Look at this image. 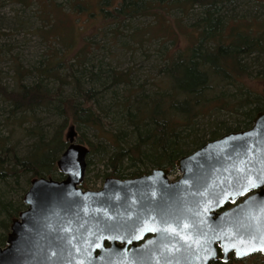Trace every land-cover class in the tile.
<instances>
[{
  "label": "trees",
  "instance_id": "16d2710c",
  "mask_svg": "<svg viewBox=\"0 0 264 264\" xmlns=\"http://www.w3.org/2000/svg\"><path fill=\"white\" fill-rule=\"evenodd\" d=\"M240 3L239 0H136L130 4L126 0L115 12L119 27L128 17L148 15L162 29L165 25L169 30L179 25L191 37L190 46L167 51V64L159 69L161 76L148 83L149 87L145 83L136 85L129 70L112 66L104 71L95 70L94 66L84 64L81 59L87 57L91 48L87 43L68 55L61 45L56 53L51 51L47 61L30 70L14 56L12 87L4 82L5 74L0 69V97L9 104L8 116L0 122V185L12 187V181L20 187L24 178L31 182L41 176L63 179L57 161L69 145L65 131L75 125L96 129L102 136L100 139H106L92 143L83 135L78 136L77 141L90 149L88 166L92 164L89 160L92 155L107 152L104 163L108 171L104 177L122 179L148 174L158 167L176 173L180 157L222 136V130L226 134L250 128L256 115L264 111V89L254 90L245 82L251 76L252 66L257 65V77L264 83V15L254 19L237 12L232 14ZM175 10L181 11L182 17L173 21L169 17L173 22L170 25L164 12L171 16L170 12ZM190 16L195 21L187 26L184 21ZM142 36L140 42L144 43ZM132 38L135 39L133 34ZM63 68L67 71L62 73ZM30 73L36 75L32 83L25 80ZM163 83L167 86H162ZM68 86L72 88L71 95L64 93ZM230 87L235 91L231 93ZM109 95L112 104L106 105L104 99ZM40 109L63 119L51 137L43 129L25 125ZM114 109L119 115L115 125L120 128L106 135L104 117ZM218 113L241 116L243 120L227 129L216 127L209 139L201 140L191 128L199 118ZM26 137L35 141L22 154L20 143ZM82 187H88L85 180ZM25 208L22 198L18 202L10 200L0 187V215L4 216L0 225L5 230L0 234L2 246L6 245L13 219ZM254 256H259L258 264H264L262 254L242 259L233 256L228 262L219 259L210 264H252Z\"/></svg>",
  "mask_w": 264,
  "mask_h": 264
},
{
  "label": "water",
  "instance_id": "95a60500",
  "mask_svg": "<svg viewBox=\"0 0 264 264\" xmlns=\"http://www.w3.org/2000/svg\"><path fill=\"white\" fill-rule=\"evenodd\" d=\"M67 140L57 161L64 178L31 180L0 264H210L231 253L264 255H236L264 247V111L250 128L180 157L175 180L158 167L84 189L90 149L74 130Z\"/></svg>",
  "mask_w": 264,
  "mask_h": 264
},
{
  "label": "rangeland",
  "instance_id": "374dc122",
  "mask_svg": "<svg viewBox=\"0 0 264 264\" xmlns=\"http://www.w3.org/2000/svg\"><path fill=\"white\" fill-rule=\"evenodd\" d=\"M108 1V3L111 2V0ZM239 1H241L240 5L233 9L232 14L237 12L240 15H248L247 17L251 16L254 19L264 15V0ZM97 2L99 0H0V69L5 74L4 82L10 87L13 86L12 75L14 70L12 64L14 56L19 58L18 60L25 69L30 70L38 67L43 61H47L50 58L51 51L56 53V48H60L61 45L64 46V53L68 55L74 49L77 51L87 43L91 45V48L89 49L90 53H86L87 57L84 56L81 59L84 64L90 68L94 66L95 70L102 69L104 71L110 66L117 70H129L132 72L136 85L145 83L149 87L148 83L160 77L159 69L167 64L168 60L165 56L167 51L169 49L171 51L180 50L181 47L192 44L190 35L187 34L186 30H182V26L174 25L169 30L168 26L165 25L162 29L159 23H156L153 17L148 15L128 17L126 21H123V25L119 27L117 25L119 22L115 23L114 17L107 18L105 15H100L102 11H98ZM114 3L117 4L116 0H113L112 6ZM112 6L110 5V7ZM164 13L166 22H169L170 25L173 20L182 17L181 11L175 10L174 13L171 11V16L166 11ZM169 17L172 21H169ZM190 18L188 17L184 21L185 25L188 26L194 23L195 18L192 16ZM176 27L180 30L177 31ZM137 30L140 32H137ZM187 30L192 31L189 28ZM147 32H150L151 35H148ZM46 33L48 36H46ZM98 33L100 35H97ZM132 34L135 39L132 38ZM142 35L145 37L144 43L140 42L143 39ZM65 71L67 69L63 68L62 73ZM257 73V65L252 66L251 76L245 79V82L248 87L263 91L264 83L257 77ZM35 78L36 75L30 73L25 80L32 83ZM162 86H167V83H163ZM121 90H123L122 86H120L119 91L121 92ZM228 90L231 93L235 91L233 87ZM64 93L71 95L72 88L65 87ZM104 104H112L111 95L105 97ZM8 109L9 104L0 97V122H3V119L8 116ZM116 117H119V115L115 109L104 117V132L106 135L116 132L120 128L119 124L115 125ZM62 120L52 111L40 109L25 125L43 129L51 137L55 127ZM242 120L243 117L241 116L218 113L199 118L194 128L191 129L195 130L201 140H207L216 127L223 126L224 129H227L239 125ZM70 130H74L76 140L78 136L83 135L92 143H98L100 140L106 141L104 138L100 139L102 136H100L98 130L93 128L78 127L77 125L73 128L68 127L65 131L66 136ZM221 132L222 135L225 134V130ZM34 141L35 139L32 137L24 138L20 143L19 151L24 154L32 147ZM107 157L106 152L102 156L92 155L89 159L92 164L87 166L84 179L88 185L86 189L97 190L103 186L106 179L104 175L108 171L104 163ZM104 159L105 161H102ZM178 175H180V172L172 173L170 178L175 180ZM11 184L12 187L1 184V191L10 200L18 202L21 198H24L31 182L24 178L20 187L14 185L12 181ZM3 217V215H0V220ZM4 231V228L0 225V234ZM259 260V256L258 258L254 256L252 264H258Z\"/></svg>",
  "mask_w": 264,
  "mask_h": 264
},
{
  "label": "flooded vegetation",
  "instance_id": "af4514ba",
  "mask_svg": "<svg viewBox=\"0 0 264 264\" xmlns=\"http://www.w3.org/2000/svg\"><path fill=\"white\" fill-rule=\"evenodd\" d=\"M126 0H116V3L117 4H113L112 6V2L113 0H111L110 3H108L109 1L108 0H99V2H97V9L98 11L101 10V14L100 15H105V17L107 18H111V14H113V16L115 17V12L119 9V7L125 2ZM136 0H129V3H135ZM110 5L112 7H110ZM115 20H118V18H114V22H116ZM241 200L237 201L236 203L240 202ZM234 204H229L228 207H231L233 206ZM261 254V253H259ZM263 255V254H262ZM234 254L231 253L230 254V258L233 257Z\"/></svg>",
  "mask_w": 264,
  "mask_h": 264
},
{
  "label": "snow or ice",
  "instance_id": "6c2138e0",
  "mask_svg": "<svg viewBox=\"0 0 264 264\" xmlns=\"http://www.w3.org/2000/svg\"><path fill=\"white\" fill-rule=\"evenodd\" d=\"M252 186H255V185H252ZM255 239V238H253ZM232 248H235V245H231ZM228 249H225V251H227ZM255 250H261V251H264V247H260L259 249L255 248V247H248L246 249H237L236 250V255L239 257V256H243V255H246L247 253L251 252V251H255Z\"/></svg>",
  "mask_w": 264,
  "mask_h": 264
}]
</instances>
